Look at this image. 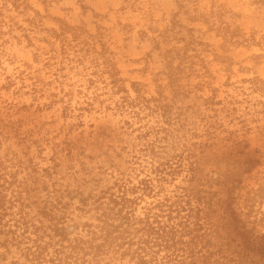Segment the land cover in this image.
<instances>
[{
  "label": "rangeland",
  "instance_id": "374dc122",
  "mask_svg": "<svg viewBox=\"0 0 264 264\" xmlns=\"http://www.w3.org/2000/svg\"><path fill=\"white\" fill-rule=\"evenodd\" d=\"M0 264H264V0H0Z\"/></svg>",
  "mask_w": 264,
  "mask_h": 264
}]
</instances>
